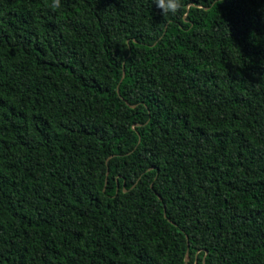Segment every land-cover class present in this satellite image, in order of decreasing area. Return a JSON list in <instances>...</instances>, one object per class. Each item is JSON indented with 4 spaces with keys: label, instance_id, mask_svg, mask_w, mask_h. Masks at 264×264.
<instances>
[{
    "label": "trees",
    "instance_id": "1",
    "mask_svg": "<svg viewBox=\"0 0 264 264\" xmlns=\"http://www.w3.org/2000/svg\"><path fill=\"white\" fill-rule=\"evenodd\" d=\"M182 2L0 0V264H264V0Z\"/></svg>",
    "mask_w": 264,
    "mask_h": 264
},
{
    "label": "clouds",
    "instance_id": "2",
    "mask_svg": "<svg viewBox=\"0 0 264 264\" xmlns=\"http://www.w3.org/2000/svg\"><path fill=\"white\" fill-rule=\"evenodd\" d=\"M154 4L162 10L164 17L175 16L181 11H184V14L187 15L190 8L198 7L195 2L186 6L182 0H154ZM54 6H59V0H55Z\"/></svg>",
    "mask_w": 264,
    "mask_h": 264
},
{
    "label": "water",
    "instance_id": "3",
    "mask_svg": "<svg viewBox=\"0 0 264 264\" xmlns=\"http://www.w3.org/2000/svg\"><path fill=\"white\" fill-rule=\"evenodd\" d=\"M187 260H189V258H187Z\"/></svg>",
    "mask_w": 264,
    "mask_h": 264
}]
</instances>
